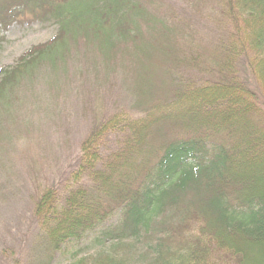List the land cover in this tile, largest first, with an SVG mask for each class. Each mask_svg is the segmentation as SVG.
Listing matches in <instances>:
<instances>
[{"label": "trees", "instance_id": "trees-1", "mask_svg": "<svg viewBox=\"0 0 264 264\" xmlns=\"http://www.w3.org/2000/svg\"><path fill=\"white\" fill-rule=\"evenodd\" d=\"M74 1L0 0L5 26L28 14L59 23L54 37L2 67L0 101L26 72L56 66L71 43L94 38L109 44L107 55L125 54L149 27L142 56L159 50L163 35L162 60L210 75H182L168 93L144 100L137 117L118 110L97 123L73 168L78 185L55 192L52 184L39 196L35 215L50 258L95 234L99 248L65 264H264V0H185L184 9L209 11V48L195 45L199 30L181 11L159 26L145 3L153 0H97L84 9Z\"/></svg>", "mask_w": 264, "mask_h": 264}, {"label": "rangeland", "instance_id": "rangeland-1", "mask_svg": "<svg viewBox=\"0 0 264 264\" xmlns=\"http://www.w3.org/2000/svg\"><path fill=\"white\" fill-rule=\"evenodd\" d=\"M95 1L79 4L76 0L73 4L76 9H84ZM145 3L158 14L159 26L162 21L171 26L175 21L173 12L176 15L181 11L194 20L195 31L199 30L194 35L195 45L212 46L209 11L184 9L185 0ZM137 17L146 30L147 25ZM240 28V33L249 38L245 25ZM58 29L57 20L35 19L31 14L8 26L0 23V79L2 67L15 64L25 51L54 37ZM151 31L149 27L145 36L136 41H141L139 49L132 44L135 48L125 54L119 50L116 55H107L109 44L101 45L94 38L71 43L61 48L65 56L56 66L47 61L26 72L9 97L0 101V264H65L75 254L99 248L95 234H90L81 243H66L50 258L49 241L35 210L39 196L52 184L55 192L78 185L71 177L73 168L80 163L82 144L92 136V129L100 120L105 121L118 110L137 117L146 108L144 100L168 93L179 84L182 75L198 79L210 75L198 66L182 69L183 63L180 67L170 59L162 60L168 57L163 35L159 50H153L150 58L142 56L140 51L149 47ZM152 35L155 36L153 32ZM172 37L175 41L177 33ZM199 63L205 65L204 61ZM95 143L97 146L99 140ZM118 217L116 212L110 221Z\"/></svg>", "mask_w": 264, "mask_h": 264}]
</instances>
